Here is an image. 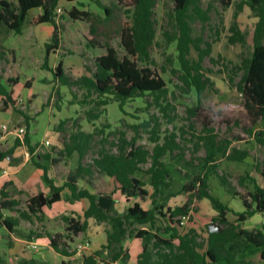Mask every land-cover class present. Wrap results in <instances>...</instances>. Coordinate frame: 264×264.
Returning <instances> with one entry per match:
<instances>
[{
	"label": "rangeland",
	"instance_id": "374dc122",
	"mask_svg": "<svg viewBox=\"0 0 264 264\" xmlns=\"http://www.w3.org/2000/svg\"><path fill=\"white\" fill-rule=\"evenodd\" d=\"M7 1L18 4L17 0ZM99 1L101 6L96 4L95 0L60 3L61 11H55L54 19L64 29L60 36V49L49 56V65L52 69L63 62L67 75L73 78L91 76L96 68V59L106 53L107 47L116 50L120 57L127 55L122 42L129 34L132 12L128 10L126 0ZM242 1L232 0L231 5L227 7L222 0H202L203 8L210 9L211 19L205 26L200 22L194 25L195 36L202 37L206 43L211 44V54L204 60V67L209 70L211 85L201 94L203 109L212 120L219 142L227 143L229 150L236 148L249 153V157L242 162L230 160L221 153L216 157L218 170L227 177L233 192L222 185L216 175L210 174L208 177L209 192L235 212L245 210L244 202L250 204V193L254 191L249 181L245 186L240 185V177L250 174L264 187V179L257 169L258 164L264 163V144L256 141L254 137V134L264 132V124L263 121L253 123L246 100L238 89L243 74L242 60L251 57L254 46L253 35L257 18L249 7H245L238 18L239 26L246 36V43L231 44L229 41L234 13L237 4ZM74 6L80 11L91 12L92 18L85 21L72 19L69 12ZM172 6V0H157L155 9L157 37L156 43L151 48L154 63L150 65L152 70L166 81L169 88L168 103L172 106L170 119L153 105V97L146 94L128 101L124 111L116 101L111 100L104 108L105 114L99 120L89 122L86 111L92 105L76 103L83 100L85 91L75 88L77 98H73L69 88L56 81L52 71L43 69L47 55L45 44L51 40L54 28L50 23L40 25L31 23L35 17L42 14V9L29 11L21 34L3 27L0 33V77L8 91L14 90L16 105L6 109L0 96V152H9L14 147L19 138V129L24 128L26 132L25 116L31 119L29 136L36 150L32 154L25 146L16 147L12 154L0 161V189L7 186V190L13 195H19L21 200V204L17 207L19 211L5 212V216L19 218L16 231L9 233L6 228L0 226V257L4 260V263L0 264H63L64 259L49 248L48 235L64 236L63 241L71 251L76 252L70 264H82L84 255H89L95 249L102 250L103 235L109 226L94 219L89 221L88 230L81 240L74 238L71 242L68 239L67 220L81 218L83 210L88 207V200L74 199L67 188L62 193L61 202L51 208H44L42 213L36 216L30 214L31 219L21 218L19 213L28 211L29 200L33 196L41 192L50 194L49 186L43 181L42 171L34 165L32 159L35 158L36 161L48 165V161L43 157L44 154L51 152L52 147L63 148L60 140L64 138L68 140L72 133L79 130L92 132L95 127L99 130L95 144L84 160L87 164L92 163L98 156L103 138L108 142L107 148L111 149V142H117L116 132H125L130 140L136 136V126L153 116L159 118L160 143L164 142L166 136L175 134L181 149L163 158L170 171L171 187L158 198V202L168 207H177L183 206L188 201L190 195L182 192V189L191 176L204 174L205 170L200 159L205 157L206 150L203 143L199 142L202 123L197 119H189L187 111L196 105L198 94L194 89L190 93H185L181 89V81L172 72L173 69L180 67L176 44L168 45L163 36V32L169 29L167 13ZM105 8L109 9L110 15L106 13ZM93 25L96 27V32L92 35L98 45L96 48H90L86 38ZM192 57L198 58L197 51H192ZM28 80H33L30 89L26 87ZM64 120H67V124L63 127L64 132L60 133L56 128ZM4 125L7 126V130L3 129ZM152 126H155L154 122ZM151 130L152 128L147 130L141 128L137 143L150 151L155 146ZM78 164V153H74L68 160L69 168L75 170ZM148 166H143L138 178L144 182V188L151 194L153 188L149 176L145 173ZM59 169L63 171L60 167ZM49 174L53 177L51 170ZM63 179L56 180L57 185L62 186L65 182ZM78 186L89 189L97 195H112L116 200L117 213H124L137 201L133 198L127 202L118 189L115 179L98 171H95L92 177L79 179ZM19 192L21 193L18 194ZM234 192L237 196L233 194ZM141 202L143 208H152L151 197L148 196ZM191 210V219L187 218L180 228L183 234L194 229L199 236L198 240L203 242L208 236L207 232L211 224L216 223L222 229L227 227L215 221L218 211L208 198L194 199ZM228 218L233 222L235 216L231 213ZM263 224L264 214H257L241 226L255 236L262 230ZM157 226L164 227L165 223L160 221ZM149 227V225H138L139 229ZM29 242H35L37 249L30 250L27 247ZM142 246L141 240L125 239L123 248L128 257L118 264H138L137 257ZM103 256H107V253L104 252ZM259 256L260 249L250 244L244 245L242 252L238 254L239 258L243 257L254 264L260 262Z\"/></svg>",
	"mask_w": 264,
	"mask_h": 264
},
{
	"label": "trees",
	"instance_id": "16d2710c",
	"mask_svg": "<svg viewBox=\"0 0 264 264\" xmlns=\"http://www.w3.org/2000/svg\"><path fill=\"white\" fill-rule=\"evenodd\" d=\"M62 1L79 3L81 0H17V5L7 0H0V33L3 27H6L16 34H21L29 11L42 9V14L35 17L31 23L34 25L50 23L54 28L51 40L45 44L47 55L43 69L52 71L56 81L67 86L73 98H77L75 88L85 91L83 100L76 103L92 105L86 111L89 122L99 120L105 114L104 108L111 100L116 101L120 109L124 111V106L128 101L146 94L153 97V105H156L170 119L172 106L168 103L169 88L166 81L150 66L154 63L151 48L156 43L157 37L155 19L157 0H126L128 10L132 12L129 34L122 42L127 55L120 57L116 50L107 47L106 53L96 59V68L92 75H83L80 78L67 75L63 62H60L55 69L49 65L50 54L60 49V36L64 28L55 21L54 14ZM172 2L173 6L167 13L169 29L163 32V36L168 45L176 44L180 67L173 69L172 72L181 81V89L185 93H190L194 89L198 94L196 105L187 111L189 119H197L202 123L203 129L199 142L203 143L206 150L205 157L200 159L205 170L204 174L191 176L182 189V192L190 195L188 201L183 206L177 207H168L158 202V198L171 187L170 171L163 158L166 155H173L181 147L175 134L166 136L164 142L160 143L161 124L159 118L153 116L150 120L135 127L136 136L130 140L125 132H116L117 142H111V149L107 148L108 142L106 138H103L98 156L92 163L85 164L84 160L99 135L96 127L92 132L79 130L72 133L68 140L67 138L60 140L63 148L52 147L51 152L43 156L48 161V165L33 158L34 165L43 172L42 178L49 186L50 194L41 192L30 198L28 211H20V217L31 219L30 214L36 216L42 213L44 208L53 207L62 201V193L67 188L74 199H87L89 202L81 218L67 220L68 239L71 242L74 238L82 239L91 219L109 226L105 233L106 244L102 246L103 251L98 250L84 255L82 264H116L127 259L128 255L123 248V242L127 238L142 242L143 250L138 256V264H254L243 257H238L246 244L260 249L258 264H264V224L262 230L255 236L241 226L249 218L264 214V187L250 174L239 178L240 185L245 186L249 181L254 190L250 193V204L244 202L245 210L241 212L233 211L209 192L208 177L210 174L216 175L222 185L227 186L233 192L227 177L220 174L218 170L216 157L219 153L230 160L240 162L249 157L247 151L236 148L229 150L227 143L218 141L212 120L202 106L201 94L211 85L209 70L204 67L205 58L211 54V44L206 43L202 37L195 36L194 25L197 22L203 26L207 25L211 19L210 9L203 8L202 0H172ZM222 2L228 7L232 0H222ZM95 3L102 5L99 0H95ZM245 7L250 8L257 22L253 35V52L251 57L242 60L243 74L238 89L246 100L253 123L263 121L264 124V0H243L237 4L230 27L229 41L231 44L244 45L246 43V36L238 23L239 15ZM105 11L110 15L108 8H105ZM69 16L75 20L85 21L90 20L93 14L89 11H80L74 6ZM95 32L96 27L93 25L90 33L86 34L90 48L98 46L92 37ZM193 50L198 53L197 59L192 57ZM1 79L0 77V96L5 108L9 109L16 105L14 90L8 91ZM32 85L33 80H28L26 87L30 89ZM19 113L23 114V112ZM25 121L27 130L23 136V142L18 138L9 152H0V161L5 160L16 147L20 146H25L30 153L34 154L36 148L29 136L31 119L25 116ZM153 122L155 126H152ZM66 124L67 120L62 121L57 126V131L63 133V127ZM141 128L146 130L152 128V141L155 143L152 151L137 144ZM254 137L256 141L264 144L263 131L254 134ZM74 153H78L79 164L75 170H71L68 160ZM147 165L149 166L145 173L149 176L150 185L153 188L151 194L144 188V182L138 178V174L143 171V166ZM59 167L63 171H60ZM257 169L264 179V163L258 164ZM50 170L53 172V177L49 174ZM95 171L114 178L127 202L133 198L137 201L124 213H117L115 211L116 200L112 195H97L89 189L80 188L78 180L92 177ZM60 178L65 180L62 186L56 184V180ZM233 194L237 196L235 192ZM18 196L11 194L7 186L0 189V226L6 228L9 233L16 231L19 218L5 216V212L19 211L17 207L21 204V200ZM148 196L151 197L152 208L145 209L141 201H145ZM202 198H208L218 211L215 221L227 226L221 232L208 230V236L203 242L198 240L199 236L194 229L184 234L180 231L182 218L191 219L193 200ZM231 213L235 216L233 222H230L228 218ZM160 221L165 223L164 227L157 226ZM138 225H149L150 227L139 229ZM63 237L59 234L48 235L49 248L64 259L63 264H70L76 252L70 250V247L63 241ZM104 252L107 253L105 257ZM0 263H4L1 257Z\"/></svg>",
	"mask_w": 264,
	"mask_h": 264
},
{
	"label": "built area",
	"instance_id": "2783aa9c",
	"mask_svg": "<svg viewBox=\"0 0 264 264\" xmlns=\"http://www.w3.org/2000/svg\"><path fill=\"white\" fill-rule=\"evenodd\" d=\"M59 12L61 11V9L60 8H58L57 9ZM3 129L4 130H7V126H3ZM24 133H25V129L24 128H21V129H19V132H18V137H19V139L23 142V136H24ZM27 155H29V153H27ZM186 217H184V218H182V225H184L185 224V222H186ZM27 247L30 249V250H36L37 249V244L35 243V242H29L28 243V245H27ZM103 264V263H102ZM116 264H118V263H116Z\"/></svg>",
	"mask_w": 264,
	"mask_h": 264
},
{
	"label": "water",
	"instance_id": "95a60500",
	"mask_svg": "<svg viewBox=\"0 0 264 264\" xmlns=\"http://www.w3.org/2000/svg\"><path fill=\"white\" fill-rule=\"evenodd\" d=\"M209 230H210V232H221L222 228L219 225H217L216 223H213L210 225Z\"/></svg>",
	"mask_w": 264,
	"mask_h": 264
},
{
	"label": "crops",
	"instance_id": "0c3cea01",
	"mask_svg": "<svg viewBox=\"0 0 264 264\" xmlns=\"http://www.w3.org/2000/svg\"><path fill=\"white\" fill-rule=\"evenodd\" d=\"M39 170H40V169H39ZM42 173H43V172H42ZM42 175H43V174H42ZM51 177H52V176H51ZM56 184H57V182H56ZM57 204H58V203H57ZM55 205H56V204H55ZM88 206H89V202H88ZM87 208H88V207H87ZM87 208H86V209H87ZM83 211H84V210H83ZM105 235H106V234H105ZM105 235H103V242H102L103 245L106 244V242H105ZM103 245H102V246H103ZM102 246H101V247H102ZM142 250H143V246H142ZM142 250H141V252H142ZM94 251H98V249L92 250V252H94ZM92 252H91V253H92ZM141 252H140V253H141ZM140 253H139V254H140ZM129 256H130V254H129ZM138 256H139V255H138ZM137 263H138V257H137Z\"/></svg>",
	"mask_w": 264,
	"mask_h": 264
}]
</instances>
